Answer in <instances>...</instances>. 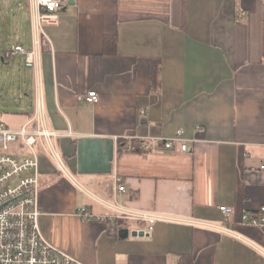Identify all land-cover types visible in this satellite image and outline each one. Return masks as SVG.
I'll list each match as a JSON object with an SVG mask.
<instances>
[{
  "label": "crops",
  "instance_id": "0c3cea01",
  "mask_svg": "<svg viewBox=\"0 0 264 264\" xmlns=\"http://www.w3.org/2000/svg\"><path fill=\"white\" fill-rule=\"evenodd\" d=\"M71 1L44 27L50 46L37 48L30 0H17L38 51L24 61L37 97L29 111H0L11 129L39 118L56 135L65 173L36 147L43 237L82 264H264V227L241 224L264 204V0ZM105 36L117 38L115 55H104ZM90 91L95 105L81 99ZM178 131L189 152L160 146ZM81 138L114 141L110 174L77 173ZM117 208L156 216L150 237L119 239L147 224L114 226ZM82 209L102 219L83 220Z\"/></svg>",
  "mask_w": 264,
  "mask_h": 264
},
{
  "label": "built area",
  "instance_id": "2783aa9c",
  "mask_svg": "<svg viewBox=\"0 0 264 264\" xmlns=\"http://www.w3.org/2000/svg\"><path fill=\"white\" fill-rule=\"evenodd\" d=\"M71 0H30L31 9L35 15V47H49L50 43L44 33L45 26L58 24V13ZM238 16L244 17L241 12ZM38 51L33 48L25 51L21 46H14L4 54L5 59L23 55L24 60L34 65ZM84 102L95 105L99 98L95 91L88 92L81 98ZM42 105L37 103V110ZM29 122L20 129H11L0 124V264H82L65 252L52 246L42 235L39 227L41 214L38 196L40 190V164L36 147L42 149L51 158L61 172L66 168L57 151L53 140L54 132L47 130L43 121L36 119L35 126ZM174 143L179 145L180 152H189L190 148L182 138V132H176L171 140L161 142L165 150H174ZM16 145L21 153L11 150ZM148 148V147H147ZM264 169V163L261 166ZM115 191L124 192L119 178H114ZM219 211L228 222L233 216L231 209L220 207ZM117 216L109 218L134 220L147 224L145 229L135 231L142 237H150L152 225L157 217L142 212H128L116 209ZM80 217L86 221L101 220L82 209ZM108 219V218H107ZM200 226L212 228L225 234H233L230 228L217 224L197 223ZM241 224L250 227H264V204L254 215H243Z\"/></svg>",
  "mask_w": 264,
  "mask_h": 264
},
{
  "label": "rangeland",
  "instance_id": "374dc122",
  "mask_svg": "<svg viewBox=\"0 0 264 264\" xmlns=\"http://www.w3.org/2000/svg\"><path fill=\"white\" fill-rule=\"evenodd\" d=\"M16 2L11 6H0V58L2 49L9 51L15 44H20L25 51L33 48L29 17L23 11L17 12ZM24 61L23 55L4 62L0 60V111H29L35 105L37 92L33 67Z\"/></svg>",
  "mask_w": 264,
  "mask_h": 264
},
{
  "label": "water",
  "instance_id": "95a60500",
  "mask_svg": "<svg viewBox=\"0 0 264 264\" xmlns=\"http://www.w3.org/2000/svg\"><path fill=\"white\" fill-rule=\"evenodd\" d=\"M69 5L73 2L69 1ZM114 141L110 138H81L77 142V173L80 175L97 174L108 175L111 173L113 161ZM128 236H142V233H129L128 229L118 231L119 239Z\"/></svg>",
  "mask_w": 264,
  "mask_h": 264
},
{
  "label": "trees",
  "instance_id": "16d2710c",
  "mask_svg": "<svg viewBox=\"0 0 264 264\" xmlns=\"http://www.w3.org/2000/svg\"><path fill=\"white\" fill-rule=\"evenodd\" d=\"M117 50V38L105 36L103 38V53L104 55H115ZM160 66V62L158 59L150 60V69H149V77L152 83L156 82L158 78V69ZM119 147H121V142L119 143ZM115 220L114 226L117 224H121V221ZM177 264H192V259L189 256H182L179 258Z\"/></svg>",
  "mask_w": 264,
  "mask_h": 264
}]
</instances>
